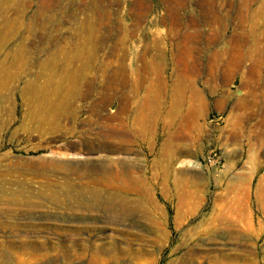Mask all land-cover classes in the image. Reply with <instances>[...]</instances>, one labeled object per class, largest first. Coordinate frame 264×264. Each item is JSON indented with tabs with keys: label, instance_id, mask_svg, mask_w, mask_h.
Segmentation results:
<instances>
[{
	"label": "rangeland",
	"instance_id": "1",
	"mask_svg": "<svg viewBox=\"0 0 264 264\" xmlns=\"http://www.w3.org/2000/svg\"><path fill=\"white\" fill-rule=\"evenodd\" d=\"M0 264H264V0H0Z\"/></svg>",
	"mask_w": 264,
	"mask_h": 264
},
{
	"label": "bare ground",
	"instance_id": "2",
	"mask_svg": "<svg viewBox=\"0 0 264 264\" xmlns=\"http://www.w3.org/2000/svg\"><path fill=\"white\" fill-rule=\"evenodd\" d=\"M101 169H102L103 174L106 176L115 174L112 167L103 165ZM100 182L102 181L100 180L93 181L94 183L93 186L86 185L80 190L74 187L73 184H69L66 188L64 197H62V195L60 194V192H58L57 189H54V191L51 192L50 197L57 204L61 205L62 203L65 202V200L66 201L72 200V201H75V203H78L79 205L86 207L88 210H92L97 206L98 207L101 206L107 211L116 210V209H127L126 197L118 196L122 194H117V195L116 194H113V195L102 194L101 189L98 186H96V184L98 185ZM121 188L124 191L129 190L126 184L122 185ZM69 207L71 206L69 205Z\"/></svg>",
	"mask_w": 264,
	"mask_h": 264
},
{
	"label": "built area",
	"instance_id": "3",
	"mask_svg": "<svg viewBox=\"0 0 264 264\" xmlns=\"http://www.w3.org/2000/svg\"><path fill=\"white\" fill-rule=\"evenodd\" d=\"M220 117H221L220 115H217V114L213 113V116H212L213 119H218ZM214 160L220 161L219 157L217 155H216V157H214Z\"/></svg>",
	"mask_w": 264,
	"mask_h": 264
}]
</instances>
